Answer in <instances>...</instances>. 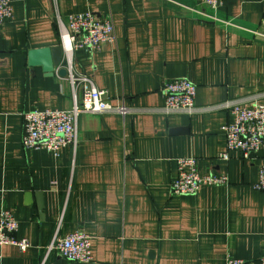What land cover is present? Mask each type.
I'll use <instances>...</instances> for the list:
<instances>
[{
	"label": "crops",
	"instance_id": "obj_1",
	"mask_svg": "<svg viewBox=\"0 0 264 264\" xmlns=\"http://www.w3.org/2000/svg\"><path fill=\"white\" fill-rule=\"evenodd\" d=\"M0 29V207L13 212L17 237L30 247L3 248L2 264H71L47 254L56 234L91 237V264L258 263L264 257V192L254 189L264 149L247 161L226 152L221 105L264 104V0H222L214 22L201 0H12ZM92 11L112 17L116 42L80 49L74 69L134 113L85 114L80 143L26 150L23 113L68 110L72 87L59 70L30 67L32 49L60 45L57 15ZM226 22H230L227 24ZM61 73V72H60ZM197 87L193 115L155 112L167 80ZM78 101L82 91L76 92ZM196 158L201 175H226L227 186L196 195L171 193L177 160ZM41 203V206H40Z\"/></svg>",
	"mask_w": 264,
	"mask_h": 264
},
{
	"label": "built area",
	"instance_id": "obj_2",
	"mask_svg": "<svg viewBox=\"0 0 264 264\" xmlns=\"http://www.w3.org/2000/svg\"><path fill=\"white\" fill-rule=\"evenodd\" d=\"M57 0H54L56 3ZM204 8L212 14L198 12L206 19L214 22H225L217 16L222 0H201ZM13 19L12 0H0V29ZM60 35V46L67 70V79L73 91V106L68 110L29 111L23 113L24 131L22 145L26 150H46L55 157L64 147L77 150L80 143L79 121L85 114H117L125 117L135 112L127 106H114L107 91L96 87L91 78L78 74L74 69V55L77 50L98 51L102 43L116 42L115 25L112 17L100 19L92 11L72 14L68 23H64L59 15L56 17ZM230 24V22H226ZM81 88L82 99L78 101L76 92ZM164 106L155 109L166 115L197 112L195 101L197 87L187 78L167 80L162 88ZM229 110L232 121L224 127L226 135L225 153L220 159L229 160L232 152L240 153L241 158L250 161L259 151L264 149V104H256L253 108H245L240 102H232L220 107ZM196 158H180L177 160L178 175L171 184L173 195H196L204 187L227 186L229 179L223 174H204L198 171ZM254 189L264 192V160L259 168L258 181ZM19 223L12 211L0 207V264L3 262V248L17 247L24 253L30 247L26 238H18ZM57 251L71 264H91L94 262L91 237L83 232H76L64 237L56 234L53 242L47 247V254ZM227 264H264V257L258 263H248L240 259H229Z\"/></svg>",
	"mask_w": 264,
	"mask_h": 264
},
{
	"label": "water",
	"instance_id": "obj_3",
	"mask_svg": "<svg viewBox=\"0 0 264 264\" xmlns=\"http://www.w3.org/2000/svg\"><path fill=\"white\" fill-rule=\"evenodd\" d=\"M62 47L32 49L28 52V63L30 67H43V70L52 76L63 59ZM61 72V73H60ZM59 74L67 75V70H59ZM41 206V203H40Z\"/></svg>",
	"mask_w": 264,
	"mask_h": 264
}]
</instances>
